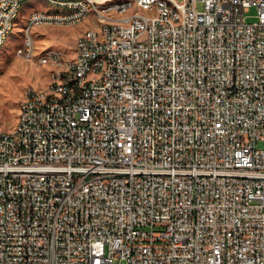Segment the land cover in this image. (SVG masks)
Masks as SVG:
<instances>
[{"label": "built area", "instance_id": "obj_1", "mask_svg": "<svg viewBox=\"0 0 264 264\" xmlns=\"http://www.w3.org/2000/svg\"><path fill=\"white\" fill-rule=\"evenodd\" d=\"M20 1L0 0V43ZM57 1L73 17L26 37L131 7ZM174 2L176 23L162 2L81 34L74 71L0 130V264H264V0ZM98 51L110 71L88 73Z\"/></svg>", "mask_w": 264, "mask_h": 264}, {"label": "rangeland", "instance_id": "obj_2", "mask_svg": "<svg viewBox=\"0 0 264 264\" xmlns=\"http://www.w3.org/2000/svg\"><path fill=\"white\" fill-rule=\"evenodd\" d=\"M117 1V0H115ZM49 7L43 0H28L17 18L16 25L5 45L0 48V130H11L18 117L20 101L30 88L47 89L50 84L51 66L40 63L47 51L53 50L66 56H74L77 38L102 23L95 14H90L77 24H55L32 27L29 38L25 25L28 15L34 9L46 10ZM198 8L202 9L201 3ZM248 21H255L254 7L246 13ZM32 45L33 61L17 54L19 48ZM24 92L23 96L21 93ZM112 264H125L114 259Z\"/></svg>", "mask_w": 264, "mask_h": 264}, {"label": "bare ground", "instance_id": "obj_3", "mask_svg": "<svg viewBox=\"0 0 264 264\" xmlns=\"http://www.w3.org/2000/svg\"><path fill=\"white\" fill-rule=\"evenodd\" d=\"M28 0L20 1L18 5V10L16 12V21L18 16L20 15L24 4ZM47 4L56 8L55 11H44V10H33L28 16L26 25H25V33L28 35L27 26L32 25L34 21V16L36 18H50V17H64V18H72L73 17V8L64 4L63 1L57 0H44ZM162 2L166 6H170L171 12H163V19L166 23H176V19H185V8L179 7V3L174 2V0H154L147 4V0H105L103 2V9H114V8H129V9H122L121 11H114L109 12L108 14H100V19L102 23L95 29L87 30L84 35H91V33L100 32L102 31V24L105 23L106 25H128L130 19H137L138 16L141 17H153L155 16L158 11L162 10ZM86 13L88 15H84L83 17L75 19L74 22H66V21H55L50 23L49 20H39L35 21V26L39 25H55V24H77L81 22L83 19L88 17L90 14L96 15V5L95 3H88L86 4ZM16 23H12V29L9 31H4L2 33V40L0 43V48H2L5 43L7 42L10 34L12 33ZM32 27H29V31ZM81 38V36L79 37ZM26 53L21 52L23 48H19L17 50V54L24 55L27 60L30 62L33 61V58L30 59L29 53H32V45L30 43L26 44ZM22 55V56H23ZM46 56H55L58 59H44L42 61V57ZM65 63V71L66 72H73L74 65H75V56H66L60 52L49 50L40 58V63L44 65H50L53 69L55 67V74H62L63 71V63ZM97 63H101V71H110L112 66V55L106 53V51H98L96 54H90L87 61V72L88 73H95ZM52 69L50 72V84L47 89H37L40 90V97H47L48 92H53L55 90V82H56V75L52 74ZM35 90L32 88L28 89L20 101L19 111H18V118L14 125V130H21L23 127V115H24V104H30L31 101L35 100ZM82 91V84H75L74 85V92H81Z\"/></svg>", "mask_w": 264, "mask_h": 264}, {"label": "crops", "instance_id": "obj_4", "mask_svg": "<svg viewBox=\"0 0 264 264\" xmlns=\"http://www.w3.org/2000/svg\"><path fill=\"white\" fill-rule=\"evenodd\" d=\"M43 1H44V0H43ZM44 3H46V2L44 1ZM46 5H47L49 8L46 9V10H44V11H55V10H56L55 7H53V6H51V5L47 4V3H46ZM34 10H43V9H34ZM31 12H33V11H31ZM31 12H30V13H31ZM30 13H29V15H30ZM29 15H28V16H29ZM26 20H27V19H26ZM39 26H41V25H39ZM98 26H99V25H98ZM98 26H96V27H94V28H92V29H95V28H97ZM35 27H38V26H35ZM80 36H81V35H80ZM80 36H79V37H80ZM79 37H78V38H79ZM47 88H48V87H47ZM23 94H24V92L21 93V96H23ZM23 97H24V96H23ZM18 111H19V109H18ZM17 118H18V117H17V115H16L15 121H17Z\"/></svg>", "mask_w": 264, "mask_h": 264}]
</instances>
